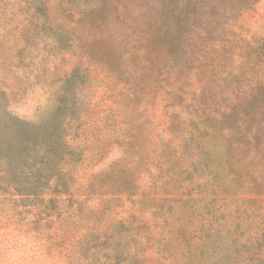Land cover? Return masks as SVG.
<instances>
[{"label": "rangeland", "instance_id": "obj_1", "mask_svg": "<svg viewBox=\"0 0 264 264\" xmlns=\"http://www.w3.org/2000/svg\"><path fill=\"white\" fill-rule=\"evenodd\" d=\"M58 93L93 155L78 184L126 151L133 185L45 264H264V0H0V106L36 123ZM169 142L194 165L166 195L170 175L153 188L138 159ZM39 205L0 194L15 236L0 264H43L28 260Z\"/></svg>", "mask_w": 264, "mask_h": 264}, {"label": "trees", "instance_id": "obj_2", "mask_svg": "<svg viewBox=\"0 0 264 264\" xmlns=\"http://www.w3.org/2000/svg\"><path fill=\"white\" fill-rule=\"evenodd\" d=\"M77 70L78 66H74L68 75L62 77L59 85L65 87L71 84L74 87L79 77ZM54 103L56 106L50 117L36 123L20 120L4 106H0V194L17 195L40 204L38 209L43 213V218L35 219V225L40 226L41 221L43 232L40 233L42 235L29 234L31 248H28V260L31 262L37 258L43 264L53 251L64 249L57 245L64 237L75 239L76 235L80 234V237L75 239L76 244L80 246L84 237L90 235L87 214L104 208L111 199H121L116 194H108L109 191L129 196L132 194L133 185L130 170L134 161L131 157L134 156L126 151L121 153L117 160L103 162L104 164L99 162V166L87 174L85 181L78 184L79 175L74 169L93 156L89 150L90 143L80 137L76 140L70 137L75 120L63 118L69 107L64 97L56 94ZM172 147L174 145L171 142L162 144L163 155L153 162L149 156L150 152L142 154L140 159L137 158L144 166L143 174L151 187L158 188L156 183L161 182L164 175H170L162 186L164 191V187L169 186L166 195H170L173 185L177 186V190L173 189L176 193L182 192L183 185L188 180H176L173 171L183 172L188 177V166L194 165L193 160L185 159L184 154H179L176 162L169 153ZM153 153L151 151V154ZM103 159L101 158V161ZM65 224L68 225V230H64ZM123 225L119 223L120 227ZM127 227L129 229V225ZM14 239L15 236L9 228L0 226L1 252L6 250ZM42 240L47 242V246H42L41 250L39 245ZM112 252L114 255L118 254L115 249Z\"/></svg>", "mask_w": 264, "mask_h": 264}]
</instances>
